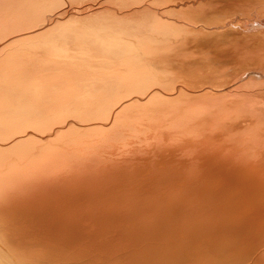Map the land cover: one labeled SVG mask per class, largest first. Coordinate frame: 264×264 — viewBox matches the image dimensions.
Returning a JSON list of instances; mask_svg holds the SVG:
<instances>
[{"label":"bare ground","instance_id":"obj_1","mask_svg":"<svg viewBox=\"0 0 264 264\" xmlns=\"http://www.w3.org/2000/svg\"><path fill=\"white\" fill-rule=\"evenodd\" d=\"M257 9L0 0V264H264Z\"/></svg>","mask_w":264,"mask_h":264},{"label":"rangeland","instance_id":"obj_2","mask_svg":"<svg viewBox=\"0 0 264 264\" xmlns=\"http://www.w3.org/2000/svg\"><path fill=\"white\" fill-rule=\"evenodd\" d=\"M262 13H264L261 9H257V10H253L249 16L245 15V14H238L239 18L238 20L240 21L239 24L237 26L241 27V28H244L246 25H249V19L250 18H253L255 16H259L261 15ZM247 22V23H246ZM233 27H236V25H234ZM250 32H256V31H259L260 28L259 27H252V28H249L248 29ZM230 64V63H229ZM254 65V64H253ZM253 65H248V66H253ZM247 66V67H248ZM257 66V65H255ZM231 67H229L230 69Z\"/></svg>","mask_w":264,"mask_h":264}]
</instances>
